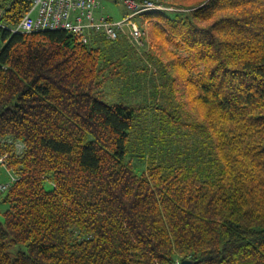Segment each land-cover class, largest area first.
Listing matches in <instances>:
<instances>
[{"label":"trees","instance_id":"16d2710c","mask_svg":"<svg viewBox=\"0 0 264 264\" xmlns=\"http://www.w3.org/2000/svg\"><path fill=\"white\" fill-rule=\"evenodd\" d=\"M169 5L186 10L138 17L146 58L125 36L13 32L29 1L0 0V156L15 177L0 264H264V0ZM113 81L171 98L182 83L189 109L152 136L140 108L136 146L139 108L104 100Z\"/></svg>","mask_w":264,"mask_h":264},{"label":"built area","instance_id":"2783aa9c","mask_svg":"<svg viewBox=\"0 0 264 264\" xmlns=\"http://www.w3.org/2000/svg\"><path fill=\"white\" fill-rule=\"evenodd\" d=\"M29 9L13 29V32L31 33L44 30H64L86 43L91 32L102 34L107 40L115 41L125 36L137 47L143 45L142 38L146 32L141 30L137 19L142 13L153 11L175 12L172 7L163 6L151 0H116L125 10L121 20H113L108 15H96L100 7L98 0H27ZM18 145V144H17ZM20 147V146H19ZM2 164L9 175V181L0 183V199L8 191L15 177ZM175 264H179L176 261Z\"/></svg>","mask_w":264,"mask_h":264},{"label":"rangeland","instance_id":"374dc122","mask_svg":"<svg viewBox=\"0 0 264 264\" xmlns=\"http://www.w3.org/2000/svg\"><path fill=\"white\" fill-rule=\"evenodd\" d=\"M100 7L96 10L95 14L96 15H108L110 16L113 20L117 21V20H121L122 18H124L126 10L125 8L116 2V0H98ZM153 2H156L158 4H161L163 6H168V7H172L174 8L176 11H185L186 9H181V8H176L174 6L169 5V0H151ZM167 12V11H165ZM137 24L138 26L141 28V30H145L144 32H146L145 36H143L142 38V43L144 44L143 48H140L139 53H143L145 54V57L147 58V54L149 53L150 50V42H149V32H148V27H146V25L143 24V22L141 21V19H137ZM91 35H94V32L90 33ZM129 44H122L121 46L123 47H128ZM131 46V45H130ZM126 47L127 50H129ZM139 58V63L141 66H143L144 60L142 57L138 56ZM128 59L130 60H134L136 59V57L132 54V52L129 50L128 51ZM137 62V61H136ZM143 62V63H142ZM135 63V62H133ZM128 67L132 69V66L130 64H128ZM129 69V70H131ZM149 74L147 75V78H149ZM168 79V78H167ZM147 80V79H146ZM150 80V79H149ZM157 81L160 82V79L158 78ZM114 82V81H113ZM161 83L164 84H168L169 85V81H165L162 80ZM140 84V85H139ZM137 86L135 85V87H133L134 89L130 90V91H126L125 94L123 91H120L119 87L115 86V82L111 84H107L103 87V95H104V100L107 101L108 103H118L121 101H125L126 106L129 107H138L139 110L137 111V113H140L142 110L140 108L142 107H146V109H144L143 111L145 112V114H147L148 116V122L147 123H151V125L149 127H146V131H148L152 136L157 135L158 132V128L159 126V121L162 120V129L163 130H168L169 131V116L168 114L165 112L172 111L173 109H176L179 112H187V110L189 109V106H187L184 103V99L182 98V95H186L188 92L185 90V88L183 87V84H176V91L174 92L175 97L171 98L170 96V90H169V86L165 85L163 87H160L159 90H152L148 91L145 88L142 87L143 84H141V82L139 83ZM168 86V87H166ZM169 99L172 101H176L173 102V106L169 105ZM178 107V108H177ZM160 108V109H158ZM151 114V115H150ZM193 114V113H192ZM165 119V120H164ZM181 121H183V119H180ZM135 124H136V130H137V136L134 139V144L136 146L139 145V135L142 128V124H146L145 122V117L143 115L140 116L135 119ZM145 128V127H144ZM179 137H173L172 140H168L167 146H168V153H166L164 155V157H168L169 156V151L171 153V146L173 149L176 148V143L178 141V145H179ZM189 144V143H188ZM181 146V143H180ZM137 153L141 152V149L137 148L136 149ZM146 153V152H145ZM135 171L137 173H141L143 171V164L142 163H135ZM9 181V175L8 172L6 171L5 167L0 164V183H6ZM7 204H5L4 202L1 201L0 199V222H3V214L2 212L6 209ZM19 250H26L25 246H16L14 249L10 250V253H15Z\"/></svg>","mask_w":264,"mask_h":264},{"label":"water","instance_id":"95a60500","mask_svg":"<svg viewBox=\"0 0 264 264\" xmlns=\"http://www.w3.org/2000/svg\"><path fill=\"white\" fill-rule=\"evenodd\" d=\"M179 264H195L192 260L186 259L179 262Z\"/></svg>","mask_w":264,"mask_h":264}]
</instances>
